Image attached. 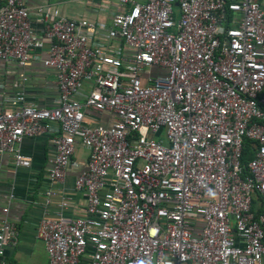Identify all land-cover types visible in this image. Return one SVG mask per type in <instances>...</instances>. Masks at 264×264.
<instances>
[{"label": "built area", "instance_id": "obj_1", "mask_svg": "<svg viewBox=\"0 0 264 264\" xmlns=\"http://www.w3.org/2000/svg\"><path fill=\"white\" fill-rule=\"evenodd\" d=\"M102 1L104 20L0 0V62L38 61L57 90L37 106L19 73L0 109L14 168L30 164L21 138L53 145L34 229L47 264H264V0ZM78 144L83 164L71 162ZM71 164L84 199L73 217L61 187ZM12 197L0 264L19 237Z\"/></svg>", "mask_w": 264, "mask_h": 264}, {"label": "crops", "instance_id": "obj_2", "mask_svg": "<svg viewBox=\"0 0 264 264\" xmlns=\"http://www.w3.org/2000/svg\"><path fill=\"white\" fill-rule=\"evenodd\" d=\"M42 2L57 5L60 13L67 17L105 19V16L97 11V6L103 2L100 0H25L27 6ZM19 73L26 77L22 86L27 101L37 106L50 107L57 93L52 69L44 67L38 61L22 68L15 63L0 62V84L3 85V91H0V109L7 107L4 93L11 94V83L18 80ZM83 87L82 94L86 92L88 85L84 84ZM79 98L81 100V96ZM87 115L90 122L103 125H108L112 119V115L107 112H90ZM16 148L30 158V164L28 167L14 168L9 155H0V208L5 203V196L11 191L13 197L9 203L8 216L19 231L16 246L6 249V259L9 264H47L46 254L40 240L35 237L34 229L42 212L40 201L46 187L45 169L53 145L49 134H41L21 138ZM86 156L87 149L78 144L71 155V162L83 164ZM77 169L71 164L61 183L70 200L66 214L72 217L82 215L84 205L82 193L72 188ZM57 200V197L52 199L51 207L55 206Z\"/></svg>", "mask_w": 264, "mask_h": 264}, {"label": "trees", "instance_id": "obj_3", "mask_svg": "<svg viewBox=\"0 0 264 264\" xmlns=\"http://www.w3.org/2000/svg\"><path fill=\"white\" fill-rule=\"evenodd\" d=\"M250 155H251V148L249 145V141L245 139L242 144L241 155H240L241 165H245Z\"/></svg>", "mask_w": 264, "mask_h": 264}, {"label": "rangeland", "instance_id": "obj_4", "mask_svg": "<svg viewBox=\"0 0 264 264\" xmlns=\"http://www.w3.org/2000/svg\"><path fill=\"white\" fill-rule=\"evenodd\" d=\"M100 2H102V0H100ZM176 11V10H175ZM91 19H93V18H91Z\"/></svg>", "mask_w": 264, "mask_h": 264}]
</instances>
